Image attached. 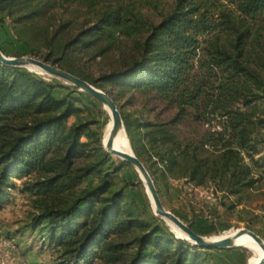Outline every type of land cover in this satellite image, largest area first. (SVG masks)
Returning a JSON list of instances; mask_svg holds the SVG:
<instances>
[{
	"label": "trees",
	"instance_id": "1",
	"mask_svg": "<svg viewBox=\"0 0 264 264\" xmlns=\"http://www.w3.org/2000/svg\"><path fill=\"white\" fill-rule=\"evenodd\" d=\"M159 2L0 0V30L7 24L29 54L115 101L130 146L159 196L168 179L182 178L212 184L239 201L264 176V159L255 158L264 123L257 116L264 102V0H172L154 23L141 9ZM69 3L103 9L93 24L63 41L45 19ZM120 37L137 39L117 68L94 78L71 62L72 52L102 41L114 45ZM0 50L7 55L1 43ZM125 91L149 94L175 114L166 121L131 118L119 105ZM84 105L77 87L0 62V207L18 188L14 180H21L18 189L34 210L20 230L37 235L54 264H219L210 253L214 248L176 237L154 215L151 222L141 217L124 192L133 181L121 179L116 186L129 163L117 164L105 151L102 124L91 127L97 121L81 115ZM186 123L205 127L186 137L180 132ZM79 159L86 161L77 165ZM89 176L96 181L82 186Z\"/></svg>",
	"mask_w": 264,
	"mask_h": 264
},
{
	"label": "rangeland",
	"instance_id": "2",
	"mask_svg": "<svg viewBox=\"0 0 264 264\" xmlns=\"http://www.w3.org/2000/svg\"><path fill=\"white\" fill-rule=\"evenodd\" d=\"M159 1L157 8L141 9L146 18L154 23L160 20L161 15L168 10L172 3V0ZM101 9H103L102 6L88 9L80 4L71 3L58 5L48 12L45 23L52 31L58 30L61 39L66 41L74 37L81 29L93 24ZM135 39L137 37H120L117 43L109 46L105 41L99 42L82 52H72L71 62L78 69L96 78L100 74L124 64L134 51ZM0 43L7 53L6 56L23 54L21 56L40 59L38 55L29 54L27 47L14 40L10 26L7 24L0 30ZM105 48L107 50L100 52ZM33 71L45 79L52 77L44 72ZM58 80L65 85H71L61 79ZM113 90L117 91L116 88ZM78 91L85 97L81 115L87 117V120L96 119V124L91 125L93 129H98V126L102 124L103 145L104 136L110 123L109 112L98 100L81 90ZM54 92L60 96L62 89L56 88ZM73 95H77V93L75 92ZM119 105L131 118L138 120L166 121L175 114L173 107H169L149 94L138 91H125L124 97L119 100ZM258 107L257 116L264 119V102H259ZM72 120L73 117L70 118V121ZM204 127L205 125L201 123H186L181 126L180 132L186 137L196 136ZM257 135L260 142L257 144L258 153L255 158L264 159V123L258 129ZM127 143L130 150L128 138ZM112 158L117 164L128 163L116 156H112ZM85 161L79 159L76 164L81 165ZM137 178H139L138 173L133 167L130 164H125L118 172L116 186H121V179L133 181L134 184L124 187V192L135 199L141 217L151 222L154 214L150 205V195L142 181L138 182ZM95 181L94 177L89 176L84 180L82 186L93 184ZM14 183L19 188L21 180H14ZM18 188L11 190L7 202L0 207V264H54L50 249L44 242H41L40 238L31 231L20 230L27 223L30 213L34 209L31 205V198L26 193L20 192ZM160 199L167 210L174 213L187 225L191 224L192 228L201 235L211 238L221 237L238 229L247 228L264 240V176L260 177L256 185L247 190L245 196L239 201L234 195H226L218 191L212 184L196 186L182 178L168 179L162 187ZM154 216L160 218L157 215ZM166 224L176 236L187 240L172 228L171 223L167 222ZM211 227L216 232L212 231ZM10 236H14L15 244ZM210 253L219 264H247L251 259L257 257V253L253 249L241 246L214 248Z\"/></svg>",
	"mask_w": 264,
	"mask_h": 264
},
{
	"label": "water",
	"instance_id": "3",
	"mask_svg": "<svg viewBox=\"0 0 264 264\" xmlns=\"http://www.w3.org/2000/svg\"><path fill=\"white\" fill-rule=\"evenodd\" d=\"M0 62L10 66L24 67L26 69H28V65H34L40 68V70L45 74L57 79H61L64 82L77 87L78 90L87 93L91 97L98 100L102 105L106 106L109 109L110 128L107 139L105 143H103L105 151L112 156H118L119 159L128 162L133 167V169L138 173L139 179L145 185L148 193L150 194V205L152 207L153 214L159 216L164 222H166L165 219H167L174 223L180 230H182L186 234V236L188 237V241H191L193 244L201 248L207 249L228 248L232 246L243 247L242 245H234V240L241 234L246 233L264 251V240L258 234L247 228L239 229L231 236L210 239L204 235L194 232L178 216L164 207L148 170L140 161V159L135 156L132 148H130L129 152H125L114 147L113 142L118 132L121 129L125 134L126 132L119 108L115 101L106 92L62 68L31 56H6L0 50ZM254 264H264V255Z\"/></svg>",
	"mask_w": 264,
	"mask_h": 264
},
{
	"label": "bare ground",
	"instance_id": "4",
	"mask_svg": "<svg viewBox=\"0 0 264 264\" xmlns=\"http://www.w3.org/2000/svg\"><path fill=\"white\" fill-rule=\"evenodd\" d=\"M29 70L33 71V70H36V71H40V68L34 66V65H28L27 66ZM104 106V105H103ZM104 108H106L109 112V109L104 106ZM109 128H110V123H109V126H108V129L106 131V134L104 136V140L103 142L105 143L106 139H107V136H108V132H109ZM127 135L124 133V131L121 129L118 134L116 135L115 139H114V142H113V145L114 147H116L117 149L119 150H122V151H125V152H129V146H128V143H127ZM115 156V155H114ZM118 157V156H116ZM119 158V157H118ZM145 186V185H144ZM148 192V191H147ZM150 195V194H149ZM151 200V198H150ZM166 223L169 222L171 223L172 225V228L179 234V235H182L184 238H186L188 240V237L186 236V234L180 230L174 223H172L170 220H167L165 219ZM168 225V224H167ZM239 230V229H238ZM236 232V231H235ZM235 232L229 234V235H225V236H231L233 235ZM180 237V236H179ZM207 238H210V239H215V238H220V237H208L206 236ZM221 237H224V236H221ZM191 242V241H190ZM234 245H242L243 247H249L251 249H253L256 253H257V257L256 258H253L249 261V264H254L256 261H258L263 255H264V251L258 246V244L256 242H254V240L246 233L244 234H241L239 237H237L235 240H234Z\"/></svg>",
	"mask_w": 264,
	"mask_h": 264
},
{
	"label": "built area",
	"instance_id": "5",
	"mask_svg": "<svg viewBox=\"0 0 264 264\" xmlns=\"http://www.w3.org/2000/svg\"><path fill=\"white\" fill-rule=\"evenodd\" d=\"M8 243L10 244V241H8Z\"/></svg>",
	"mask_w": 264,
	"mask_h": 264
}]
</instances>
